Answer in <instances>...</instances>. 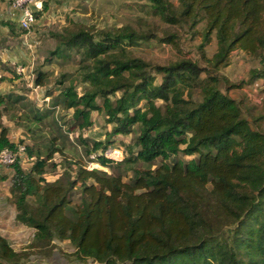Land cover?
Here are the masks:
<instances>
[{"label": "trees", "instance_id": "obj_1", "mask_svg": "<svg viewBox=\"0 0 264 264\" xmlns=\"http://www.w3.org/2000/svg\"><path fill=\"white\" fill-rule=\"evenodd\" d=\"M150 2L168 23L194 28L205 22L203 57L213 35L217 42L207 58L212 70L202 79L208 69L192 58L161 65L135 55L129 46L155 34L129 24L58 34L65 48L82 53L80 70L87 86L80 93L62 76L56 104L73 109V130L93 125L94 110L105 115L110 125L106 137L84 144L87 154H95L104 167L114 164L115 172L65 156L64 171L49 181L45 174L61 148L52 142L44 155L39 146L24 144L31 168H23L20 156L9 165L15 219L35 228L40 245L68 240L78 264H264V0ZM4 25L11 31L20 26L16 21ZM234 50L258 62L247 82L262 80L263 98L250 118L229 93L244 82L223 88L211 73L228 65ZM64 53L58 46L51 55ZM47 76L36 70L33 82L44 86ZM197 86L200 99L193 96ZM19 99L0 92V152L22 144L10 139L3 122L9 104ZM32 110L31 119L41 120L38 108ZM132 133L135 140L121 160L104 155L116 136ZM179 153L193 157L186 160ZM158 158L162 162L155 165ZM0 264L43 263L0 235Z\"/></svg>", "mask_w": 264, "mask_h": 264}, {"label": "rangeland", "instance_id": "obj_2", "mask_svg": "<svg viewBox=\"0 0 264 264\" xmlns=\"http://www.w3.org/2000/svg\"><path fill=\"white\" fill-rule=\"evenodd\" d=\"M171 1L178 5V0ZM77 2L78 8L70 11V17L68 16L66 23L53 22L54 19L51 18L47 25L46 23L34 24L29 29L17 25L11 31L8 26L4 25L8 1L0 0V39L2 41L0 55L4 58V63L0 61V92L12 93L20 97L16 103L9 104V109L3 116V122L9 127L10 139L15 142L22 140V144L34 146V148L39 146L44 155L47 146L52 142L61 148V152L55 153L50 163H54L55 166H51L49 172L45 174L49 181L56 180L64 171L67 165L65 156L69 160H78L87 167L92 166L115 172L114 164L111 167H104L96 161L95 157L87 154V146L84 144L85 141L92 144L93 140H103L106 137L110 125L106 123L105 115L94 110L91 115L93 125L73 130V109H65L62 105L56 104L57 95L62 88L58 82L62 76H64V84L73 83L80 93L87 86L82 81L80 70L82 53L72 48H65L58 34L79 28L89 29L96 33L104 28L129 24L139 31L147 30L155 34V37L129 46L135 55L153 64L161 65L180 57L192 58L200 66L208 69L201 73L202 79L206 78L212 70L207 58L212 57L217 49L216 37L213 35L210 43L205 47L206 57H203L200 44L204 21L194 28L181 23H168L154 11L150 0H77ZM168 38L171 40L168 41ZM58 46L65 51L64 56L51 55V52ZM18 50L22 54L18 53L19 56L15 61H9L7 55L14 54V51ZM17 65L25 67V75L17 73ZM257 65L255 57L242 50H234L228 65L211 72L220 78V85L223 88L227 83L241 84L242 81L244 82L242 86L230 89L229 93L242 102L245 114L249 118L251 114H256L260 110L263 98V93L259 88L262 80L247 82L250 69ZM40 69L48 75L47 84L44 86L35 85L33 82L36 70ZM225 79L229 81L226 82ZM157 80H161V74H157ZM119 95L120 92L111 95V98L114 99ZM193 96L195 99L201 98L199 86L194 88ZM102 102L103 99L99 98L98 104ZM157 103L161 104L162 101L158 100ZM33 107L38 108L42 116L41 120L31 119ZM247 108L251 110L247 111ZM262 128L264 129V122ZM135 137L136 133L118 135L116 139L113 138L115 142L107 150L118 149L122 152L125 150L123 153L125 156L126 145L133 144ZM134 150L136 151L137 147ZM112 154L121 156L120 151ZM177 157L187 160L193 156L179 153ZM21 159L23 168L29 170L33 159L28 158L26 154H22ZM161 162L162 159L158 158L155 165ZM14 210L12 198H9V204L0 206V235L6 237L16 250L28 253L31 260L43 264H78L72 255L75 248L68 240H55L50 246L38 244L35 228L17 222L14 218Z\"/></svg>", "mask_w": 264, "mask_h": 264}, {"label": "crops", "instance_id": "obj_3", "mask_svg": "<svg viewBox=\"0 0 264 264\" xmlns=\"http://www.w3.org/2000/svg\"><path fill=\"white\" fill-rule=\"evenodd\" d=\"M44 2L47 3L48 7L40 14L39 17H37V21L35 24L46 23L47 25V22H49L51 18L54 19L53 22L60 21L66 23L68 16L70 17V11L78 8L79 6V4L77 5V0H45ZM5 15V21L19 22L20 11L15 9L11 5L10 1H8V4L6 5ZM2 28H4V26H2ZM18 53L22 54L21 52H19V50L14 51V54L10 53L7 55V59L11 62L15 61L19 56L17 55ZM0 61H4V58L1 57V55ZM12 174L13 170L11 166L0 164V206L6 203L9 204V198H11L10 185ZM14 211L16 216V210Z\"/></svg>", "mask_w": 264, "mask_h": 264}, {"label": "built area", "instance_id": "obj_4", "mask_svg": "<svg viewBox=\"0 0 264 264\" xmlns=\"http://www.w3.org/2000/svg\"><path fill=\"white\" fill-rule=\"evenodd\" d=\"M45 0H10L11 5L20 11L19 24L22 28L29 29L37 21V13L44 10ZM17 73L25 75V67L17 65ZM115 151H120L121 156L115 155ZM26 154V148L24 144H19L17 149L5 148L0 152V164L11 165L17 158V156H22ZM104 155L115 160H121L123 158V152L118 149H110L105 151ZM94 157V155H92ZM93 164V163H92ZM94 165V164H93ZM89 168H93L89 166Z\"/></svg>", "mask_w": 264, "mask_h": 264}]
</instances>
